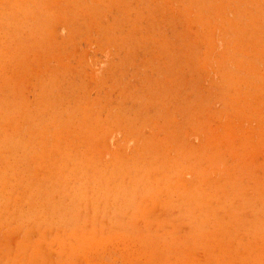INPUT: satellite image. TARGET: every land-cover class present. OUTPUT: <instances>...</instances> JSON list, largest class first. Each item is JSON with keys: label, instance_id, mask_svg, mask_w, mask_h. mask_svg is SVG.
<instances>
[{"label": "rangeland", "instance_id": "rangeland-1", "mask_svg": "<svg viewBox=\"0 0 264 264\" xmlns=\"http://www.w3.org/2000/svg\"><path fill=\"white\" fill-rule=\"evenodd\" d=\"M0 264H264V0H0Z\"/></svg>", "mask_w": 264, "mask_h": 264}]
</instances>
